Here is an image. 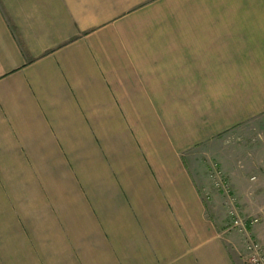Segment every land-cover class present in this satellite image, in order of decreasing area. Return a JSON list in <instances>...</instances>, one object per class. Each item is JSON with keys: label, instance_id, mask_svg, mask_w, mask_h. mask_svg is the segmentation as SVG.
I'll list each match as a JSON object with an SVG mask.
<instances>
[{"label": "crops", "instance_id": "1", "mask_svg": "<svg viewBox=\"0 0 264 264\" xmlns=\"http://www.w3.org/2000/svg\"><path fill=\"white\" fill-rule=\"evenodd\" d=\"M262 116L264 0H0V264H242L192 152Z\"/></svg>", "mask_w": 264, "mask_h": 264}, {"label": "rangeland", "instance_id": "2", "mask_svg": "<svg viewBox=\"0 0 264 264\" xmlns=\"http://www.w3.org/2000/svg\"><path fill=\"white\" fill-rule=\"evenodd\" d=\"M192 156L222 228L244 246L240 258L247 264V240L259 234L264 245V116L201 146ZM235 220L246 224L248 232L232 227Z\"/></svg>", "mask_w": 264, "mask_h": 264}, {"label": "built area", "instance_id": "3", "mask_svg": "<svg viewBox=\"0 0 264 264\" xmlns=\"http://www.w3.org/2000/svg\"><path fill=\"white\" fill-rule=\"evenodd\" d=\"M240 225V226H239ZM243 227L245 232L247 233V226L246 224L242 223L239 220H235L233 222L232 227ZM246 243V251H247V257H246V263L247 264H264V248L263 246L254 238L250 237V239L247 240Z\"/></svg>", "mask_w": 264, "mask_h": 264}]
</instances>
